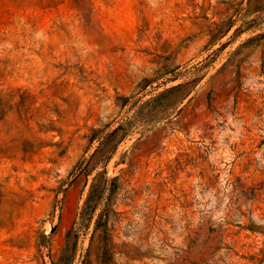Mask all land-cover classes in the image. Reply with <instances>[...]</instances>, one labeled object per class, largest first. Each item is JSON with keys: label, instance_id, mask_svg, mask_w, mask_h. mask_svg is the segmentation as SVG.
<instances>
[{"label": "rangeland", "instance_id": "obj_1", "mask_svg": "<svg viewBox=\"0 0 264 264\" xmlns=\"http://www.w3.org/2000/svg\"><path fill=\"white\" fill-rule=\"evenodd\" d=\"M0 264H264V0H0Z\"/></svg>", "mask_w": 264, "mask_h": 264}]
</instances>
